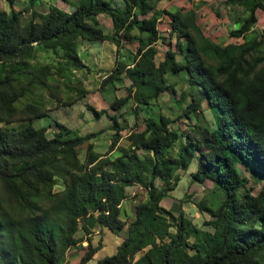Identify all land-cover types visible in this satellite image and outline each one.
<instances>
[{
	"label": "trees",
	"instance_id": "trees-1",
	"mask_svg": "<svg viewBox=\"0 0 264 264\" xmlns=\"http://www.w3.org/2000/svg\"><path fill=\"white\" fill-rule=\"evenodd\" d=\"M34 1L26 0L29 17L24 21L19 9H0V70L6 61L17 63L0 75V264H63L67 247L80 240L78 231L93 224L113 232L125 227L115 251L95 264H264V183L253 193L238 167L244 164L251 176L264 179V28L252 26L255 10L264 11V0H221L228 21H238L221 42L202 34L193 8L158 9L159 0H64L72 5L69 10L47 3L44 11L34 9ZM98 14L110 18L109 41L115 46L122 31L137 32L130 35L138 42L137 57L131 66L118 60L113 74L125 65L138 111L169 87L167 73L181 71L188 88H181L179 97H190L180 119L201 112L203 99L214 126L194 123L188 133L158 113L144 115L142 128L129 126L122 134L124 126L112 114L108 149L116 143L114 155L103 156L90 143L81 161L76 145L101 129L79 134L57 121L46 136L44 125H33L32 118L45 114L42 104L28 98L16 107V101L33 93L36 84L46 87L48 79L68 77L70 66L82 64V41L108 37L87 19ZM160 17L169 25L175 48L169 43L154 62L162 39L156 27ZM39 48L48 50L50 59L30 61L29 53ZM128 96L112 100L111 106L117 108ZM19 119L26 123L8 126ZM121 137L124 144L117 143ZM139 147L145 152L140 154ZM196 152L190 180H210L213 196L218 192L222 198L215 206L194 203L211 214L212 229H194L190 239L191 223L183 210L173 214L160 200ZM132 184L145 197L135 201L133 217L125 220L122 202ZM87 244L75 264H84L98 248Z\"/></svg>",
	"mask_w": 264,
	"mask_h": 264
},
{
	"label": "rangeland",
	"instance_id": "rangeland-1",
	"mask_svg": "<svg viewBox=\"0 0 264 264\" xmlns=\"http://www.w3.org/2000/svg\"><path fill=\"white\" fill-rule=\"evenodd\" d=\"M114 1L118 2L120 0ZM47 3L54 6L57 5L66 10L72 7L68 1L64 0H35L32 7L38 11H44ZM25 6L26 0H0V9H19L21 11V21L29 17V12ZM176 6H180L183 11L193 8L202 34L210 36L211 39L217 42L224 41L227 38V30L235 27L238 23V21H228L226 18L227 8L221 4V0H159L156 3V7L163 10L164 8L173 9ZM87 19L92 22L91 24L100 26L102 31L108 34V37L99 41H82L78 49L82 56V64L80 66H70L68 77L48 79L46 87L36 84L33 93L20 98L15 103L16 107H21L23 102L31 98L34 102L42 104V107L46 110L45 114L32 118L31 123L35 126L44 125L46 127V136L52 135V131L56 129L57 121L63 122L79 134H86L101 129L102 131L96 135L76 145L77 156L81 161H84L85 152L90 143L91 148L99 154L110 157L114 155L116 143L112 149H108L110 135L113 132V129L109 128V125L113 122L111 119L112 114L116 115L117 121L124 126L120 131L122 134L128 131L129 126L134 125L136 129L142 128L144 115L151 114L156 116L158 113L172 119L170 120L172 121V126H179L180 130L188 133L193 132L194 123L214 126L211 111L207 108L203 99L200 104L201 112H192L188 114V117L180 119L181 117L178 113L190 97L189 94H185V97H181V99L179 97L181 88H188L186 74L181 71H177L175 74L167 73L165 79L169 87L162 89L154 99L149 101V105L138 111V106L135 105L132 97L134 86L130 84L129 79L123 72L125 65L121 71L113 74V69L116 67L118 60L121 58L126 59V62H129L128 65L131 66L133 63L132 57H137V39L136 37L130 38L131 33L134 35L137 32L135 30H132L131 33L122 31L117 36L119 37V45L115 46L112 41H109L111 21L108 15L98 14ZM252 26L255 30L264 28V16H260ZM156 27L162 39L158 41V46L155 47L154 62L162 59L163 50L169 43L175 48L173 35L172 37L168 36L169 25L167 21L162 17L158 18ZM239 39L229 38L231 41ZM51 56L48 50L39 48L35 52L29 53L27 58L30 61L44 62L49 60ZM3 64L4 68L0 70V75L3 71L17 66V63L12 61H6ZM108 75H112V80L108 81V79L106 82L104 79ZM170 84L174 89H171ZM128 93L127 99L120 103L117 108L111 106L110 102L112 100ZM24 123H26V120L19 119L18 121L9 122L8 126L18 127ZM193 136H197L201 151H205V146L200 142L199 134L194 133ZM117 143L124 144V137L119 138ZM177 143L170 150V153L177 149ZM137 151L140 154L145 152L140 147L137 148ZM195 154V158L190 162L189 166L185 170L179 171L180 176L174 188L160 200V205L169 209L173 214H177L179 207L183 210L184 217L188 218L191 223L189 227L190 239H193L194 229H212L207 221L212 218L211 214L204 209L198 208L194 203L204 202L210 206H215V203L222 198L218 192L215 197L213 196L215 193L212 192L213 184L210 180L206 179L203 183L190 180L189 172L194 169L198 161V153L196 152ZM102 167L108 168L107 163ZM238 167L241 173L248 178L247 185L251 186V191L255 193L260 185L264 183V179L258 180L256 177L251 176L248 167L244 164H240ZM153 181L157 187L161 185L158 177L154 178ZM125 192L126 196L123 198L122 206L126 210L125 220H130L133 217L135 201L143 200L145 192L137 184L126 186ZM88 228L86 232L78 231L80 240L67 247L63 264H75L87 249L88 241L91 247L98 248L84 264H95L98 258L113 253L117 244L125 235V227L116 232L97 224L88 225ZM140 252H136L131 261Z\"/></svg>",
	"mask_w": 264,
	"mask_h": 264
},
{
	"label": "crops",
	"instance_id": "crops-1",
	"mask_svg": "<svg viewBox=\"0 0 264 264\" xmlns=\"http://www.w3.org/2000/svg\"><path fill=\"white\" fill-rule=\"evenodd\" d=\"M261 11V12H259ZM255 13H256V16H257V19L260 18V16H264V11L263 10H260V9H256L255 10ZM161 18V17H160ZM197 22V21H196ZM161 36V34H159ZM156 46H158V43H156Z\"/></svg>",
	"mask_w": 264,
	"mask_h": 264
}]
</instances>
